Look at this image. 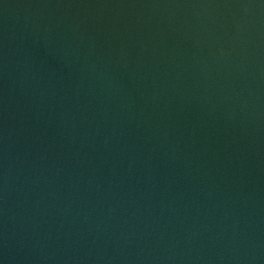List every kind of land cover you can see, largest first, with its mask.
<instances>
[{
	"label": "water",
	"instance_id": "1",
	"mask_svg": "<svg viewBox=\"0 0 264 264\" xmlns=\"http://www.w3.org/2000/svg\"><path fill=\"white\" fill-rule=\"evenodd\" d=\"M0 264H264V0H0Z\"/></svg>",
	"mask_w": 264,
	"mask_h": 264
}]
</instances>
